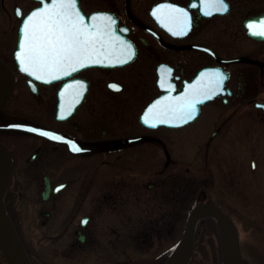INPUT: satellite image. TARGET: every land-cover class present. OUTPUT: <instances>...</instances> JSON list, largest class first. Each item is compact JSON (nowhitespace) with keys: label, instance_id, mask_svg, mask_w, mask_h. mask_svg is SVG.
Masks as SVG:
<instances>
[{"label":"flooded vegetation","instance_id":"1","mask_svg":"<svg viewBox=\"0 0 264 264\" xmlns=\"http://www.w3.org/2000/svg\"><path fill=\"white\" fill-rule=\"evenodd\" d=\"M48 2L0 0V61L14 76L0 124L22 121L54 133L0 127L12 163L7 208L8 199L37 200L51 231V264H164L193 206L225 210L200 180H184V163H198L204 147L220 151L232 136L264 128V0H223V10L215 0H77L89 23L94 14H111L115 36L134 54L97 56L122 62L83 63L41 80L23 70L16 52L23 19ZM162 4L187 9L190 26ZM217 69L223 90L197 98L191 119L145 121L160 97L175 102L194 86L211 87ZM146 245L147 254L135 253Z\"/></svg>","mask_w":264,"mask_h":264},{"label":"rangeland","instance_id":"2","mask_svg":"<svg viewBox=\"0 0 264 264\" xmlns=\"http://www.w3.org/2000/svg\"><path fill=\"white\" fill-rule=\"evenodd\" d=\"M236 137L232 136L220 151L201 149L198 163L191 162L189 157L182 167L184 180L193 176L200 180L208 196L231 214L239 230L246 263L264 264V128L239 135L234 141ZM252 158L257 164L255 168L251 165ZM8 209L37 263L51 264L47 245L51 231L48 224H42L44 217L38 210L37 200L8 199ZM203 219L198 224L188 264H221L222 255L225 263L221 230L201 226ZM148 247H138L135 253L147 254ZM149 249L152 253L155 251V247ZM0 264H10L1 249Z\"/></svg>","mask_w":264,"mask_h":264},{"label":"snow or ice","instance_id":"3","mask_svg":"<svg viewBox=\"0 0 264 264\" xmlns=\"http://www.w3.org/2000/svg\"><path fill=\"white\" fill-rule=\"evenodd\" d=\"M215 3L221 5L220 10L226 7L223 0H215ZM157 7L168 9L169 17L179 20L181 27L186 29L190 26L187 9L171 4ZM161 22H164L163 19ZM114 24L115 21L108 13L94 14L91 23L87 22L77 0H50L33 10L22 21V35L16 52L20 66L24 71L45 80L51 79L53 73L67 75L75 67L83 66V63L122 62L95 60L94 57L97 56H108L115 52L131 59L133 49L130 44L121 42V38L115 36ZM216 72L218 75L210 82L211 87L194 86L188 93L176 97L175 102L170 95L160 97L145 113V121L149 124L158 123L161 116L169 117L167 123H183L186 119H191L196 112L197 98H205V92H211L212 88L223 90L220 85L224 74L219 69ZM160 84L165 88L172 87L163 79ZM112 86L119 87L116 84ZM69 87L70 85H65V88ZM75 94L79 95V92ZM149 113L152 118H149ZM61 115H64L63 111ZM47 134L54 135L52 132ZM57 138L65 139L63 136Z\"/></svg>","mask_w":264,"mask_h":264},{"label":"water","instance_id":"4","mask_svg":"<svg viewBox=\"0 0 264 264\" xmlns=\"http://www.w3.org/2000/svg\"><path fill=\"white\" fill-rule=\"evenodd\" d=\"M21 29L22 26L20 32ZM0 76L3 79L0 89V106H2L6 103L13 89L14 76L12 71L1 61ZM0 127L3 129L24 130L46 137L51 136L47 134L51 132L50 128L28 122L15 121L2 123ZM37 129L40 131H37ZM11 165L9 152L0 145V248L10 264H32L4 205L3 198L11 175ZM253 165H255L254 160ZM205 216H212L218 221L224 242L225 264H244L239 230L235 221L221 207L212 203H200L193 207L190 211L184 233L165 264L188 263L193 249L197 222L201 217Z\"/></svg>","mask_w":264,"mask_h":264},{"label":"trees","instance_id":"5","mask_svg":"<svg viewBox=\"0 0 264 264\" xmlns=\"http://www.w3.org/2000/svg\"><path fill=\"white\" fill-rule=\"evenodd\" d=\"M9 214H10L11 219H12L14 225H15V228L17 229V232L19 233V235H21V234H20V231H19V229H18V227H17V224H16V222H15L14 217L12 216V214H11L10 212H9ZM201 224H202L201 226L205 225V226L212 227V228L215 229V231L219 230L218 222H217V220H215L213 217H206V218H204V219L202 220ZM222 254H223V252H222ZM222 259H223V260H222V263H221V264H225V263H224L223 255H222Z\"/></svg>","mask_w":264,"mask_h":264}]
</instances>
